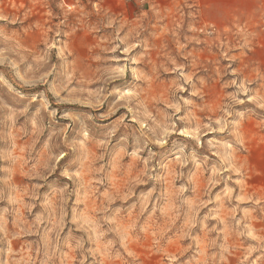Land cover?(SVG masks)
Here are the masks:
<instances>
[{
	"label": "rangeland",
	"instance_id": "obj_1",
	"mask_svg": "<svg viewBox=\"0 0 264 264\" xmlns=\"http://www.w3.org/2000/svg\"><path fill=\"white\" fill-rule=\"evenodd\" d=\"M0 264H264V0H0Z\"/></svg>",
	"mask_w": 264,
	"mask_h": 264
}]
</instances>
